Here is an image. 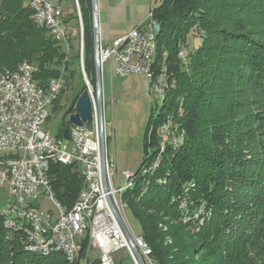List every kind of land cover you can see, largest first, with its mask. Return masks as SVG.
<instances>
[{"label":"trees","instance_id":"trees-1","mask_svg":"<svg viewBox=\"0 0 264 264\" xmlns=\"http://www.w3.org/2000/svg\"><path fill=\"white\" fill-rule=\"evenodd\" d=\"M77 2L84 69L95 85L91 0ZM151 10L159 24L153 69L165 68L166 89L123 202L139 219L155 264H264V0H160ZM65 22L79 27L76 4ZM77 37L71 61L79 58ZM65 57L62 44L35 23L29 0H0V73L27 61L45 84L64 66L67 88L74 73ZM166 122L183 139L175 147L168 138L159 153ZM158 154L159 163L142 173ZM48 177L57 200L71 206L82 188L79 173L51 163ZM3 220L0 212V264L80 263L25 251L21 232L8 239Z\"/></svg>","mask_w":264,"mask_h":264},{"label":"built area","instance_id":"built-area-1","mask_svg":"<svg viewBox=\"0 0 264 264\" xmlns=\"http://www.w3.org/2000/svg\"><path fill=\"white\" fill-rule=\"evenodd\" d=\"M29 6L35 23L62 44L65 60H69L74 31L65 22L61 2L29 0ZM76 10L79 61L91 101L92 130L86 128L85 122L82 126L68 122L65 129L69 138L65 139L62 134L53 136L41 128L49 108L66 88L64 66L58 76L45 84L34 77L35 67L27 61L0 73V188L6 187L9 195L0 212L6 237L12 238L13 231L19 230L25 251L42 256L59 253L69 263L82 260V264H114L112 255L119 249L127 251L138 264L131 249L134 245L144 264H152L143 240L132 231L120 207L124 199L117 195L120 185L116 183L113 159L107 154L111 125L104 119L103 99L100 106L97 104L96 83H91L84 69L83 20L77 0ZM152 17L150 9L142 26L107 44L101 42L97 30L95 44L93 38L94 62L99 63L100 69L109 63L116 75L142 76L147 91L159 95L158 84L149 82L151 30L156 21ZM101 135L105 148L104 175ZM164 136L166 141V130ZM51 163L74 168L82 179V188L71 206L62 204L55 196L48 177ZM127 171H122L124 177ZM44 200L52 202L55 209H42Z\"/></svg>","mask_w":264,"mask_h":264},{"label":"rangeland","instance_id":"rangeland-1","mask_svg":"<svg viewBox=\"0 0 264 264\" xmlns=\"http://www.w3.org/2000/svg\"><path fill=\"white\" fill-rule=\"evenodd\" d=\"M60 2L63 6L65 15L69 12L72 14L75 13L76 0H61ZM159 2L160 0H155L151 5L155 6ZM128 8L129 5L125 6L127 11ZM140 9L141 7H136L135 12L140 14ZM98 11L100 13V7ZM75 24H73V26H78ZM72 31H74L73 36L77 37L78 28H72ZM105 32L103 24L100 22V37L101 41L104 43ZM196 42L197 40L195 37H190L188 39V47L191 48L196 46ZM75 46H79L78 40L75 41ZM184 49L187 50V48ZM72 53L73 51H71L70 56ZM69 70H73L74 73L70 85L66 88L57 104L52 105L49 108L48 117L45 123L41 126L43 130L48 131L53 136H57L61 127L69 122L68 118L71 104L75 96L84 86L79 58L72 59V61L71 59L69 60ZM101 80L104 119L109 125H111L110 136L108 137L107 154L113 159V169L116 173L117 185L124 186L128 182V179L127 177H124L122 171L128 170L131 173H135L137 172V169L140 168L139 166L141 165L145 154L143 138H145L148 126H151L153 119L161 111L162 95L147 91L144 78H141L137 74L124 76L112 74V77H110L106 65L101 69ZM175 123L178 124L177 122ZM179 129L182 130L181 127ZM8 199L9 195L6 187L0 188V211L6 207ZM41 207L44 210L55 209L54 205L49 200L42 201ZM124 213L132 231L135 234L140 235L141 225L139 219L133 214L129 207L124 208ZM112 257L116 264H135L130 255L129 257L125 256L124 249H119L112 255ZM151 263L155 264L153 261H151Z\"/></svg>","mask_w":264,"mask_h":264},{"label":"crops","instance_id":"crops-1","mask_svg":"<svg viewBox=\"0 0 264 264\" xmlns=\"http://www.w3.org/2000/svg\"><path fill=\"white\" fill-rule=\"evenodd\" d=\"M154 1L155 0H97V26L99 36L100 22L103 24L106 31L104 33L105 43L101 42L107 44L108 42L127 34L132 29L142 26L147 19L150 9L154 6L151 5ZM127 4L129 5L128 11L125 9V6H128ZM99 7L100 13L98 11ZM136 7H141L140 14L135 12ZM105 65L110 77H112L113 73L110 69V64L106 63ZM140 77L143 78L142 76ZM125 256L129 257V254L126 251ZM114 264H116V262H114Z\"/></svg>","mask_w":264,"mask_h":264},{"label":"bare ground","instance_id":"bare-ground-1","mask_svg":"<svg viewBox=\"0 0 264 264\" xmlns=\"http://www.w3.org/2000/svg\"><path fill=\"white\" fill-rule=\"evenodd\" d=\"M152 31V36H151V41H150V73H149V82H156V84H158L159 87V94L163 96L165 89H166V74L163 70H165V68H163L162 72L160 73H155L154 69H153V61H154V56H155V51H156V37L158 35L159 32V24L154 21V26ZM188 56V51L186 49H180L179 50V57L181 58V60L185 61L187 59ZM164 67V66H163ZM165 130H166V141H165ZM159 136H160V150L158 151L159 153L162 152V150L164 149V146L167 142V139L169 138L171 140V142L173 143V145L176 147L178 145V143H180L183 139V134L182 132H178V134H173L170 131V127L169 124L166 122L164 124H161V126L159 127ZM160 154H158L156 156V158L154 160H152L148 166H144L142 168V173L147 172L148 170H151V168H153L154 166H156V164L159 163L160 161ZM151 164V165H150ZM128 182L124 185V186H120L117 189V195L118 197H122V193L124 191L125 188H127L132 181L130 179H132L134 177V173H131L129 171H127V175H126ZM121 209L126 208V204L122 201L121 202ZM141 240H143V248L146 250L147 254H149V256H151V249L149 246H147L148 244L146 243V241L144 240V238L142 236ZM75 262H80L79 264H82V260H75Z\"/></svg>","mask_w":264,"mask_h":264},{"label":"water","instance_id":"water-1","mask_svg":"<svg viewBox=\"0 0 264 264\" xmlns=\"http://www.w3.org/2000/svg\"><path fill=\"white\" fill-rule=\"evenodd\" d=\"M92 6V25H93V38L94 44L96 39V34L98 30L97 26V0H91ZM95 78H96V88H97V104L98 106L102 103V80H101V69L99 63L95 61ZM89 94L87 90H83L79 96L77 97L74 103L75 112L69 114L68 121L76 126H82L85 122V126L88 130H92V111H91V101H89ZM63 138L68 139V131L64 128L62 133ZM101 143V158H102V165H103V175H104V161H105V148H104V139L101 135L100 137ZM119 220V219H118ZM121 224V221H120ZM129 237V236H128ZM132 252L135 256V260H137L138 264H144V261L136 248V246H131Z\"/></svg>","mask_w":264,"mask_h":264}]
</instances>
